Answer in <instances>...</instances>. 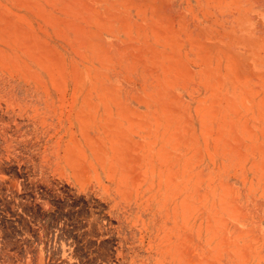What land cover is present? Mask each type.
I'll return each instance as SVG.
<instances>
[{
    "label": "rangeland",
    "instance_id": "obj_1",
    "mask_svg": "<svg viewBox=\"0 0 264 264\" xmlns=\"http://www.w3.org/2000/svg\"><path fill=\"white\" fill-rule=\"evenodd\" d=\"M0 264H264V0H0Z\"/></svg>",
    "mask_w": 264,
    "mask_h": 264
}]
</instances>
